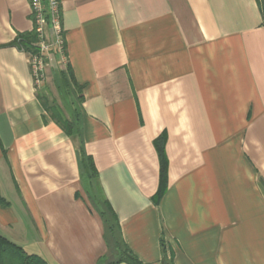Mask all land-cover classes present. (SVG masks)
Listing matches in <instances>:
<instances>
[{
    "label": "crops",
    "instance_id": "1",
    "mask_svg": "<svg viewBox=\"0 0 264 264\" xmlns=\"http://www.w3.org/2000/svg\"><path fill=\"white\" fill-rule=\"evenodd\" d=\"M61 22L37 87L15 43L35 30L30 0H0V237L98 264L106 203L144 264H264L259 1L61 0ZM46 97L78 108L74 132Z\"/></svg>",
    "mask_w": 264,
    "mask_h": 264
},
{
    "label": "trees",
    "instance_id": "2",
    "mask_svg": "<svg viewBox=\"0 0 264 264\" xmlns=\"http://www.w3.org/2000/svg\"><path fill=\"white\" fill-rule=\"evenodd\" d=\"M264 17V0H258ZM38 41L37 32L34 30L32 33L21 34L15 43L22 49L35 53L39 49L36 47ZM46 108L51 112L52 117L60 123L68 132H74L79 123L78 108H74L72 117L68 118L64 115L62 107L54 103L50 104L46 97ZM160 155L163 154L161 147H159ZM163 158V155H162ZM81 165L86 174L89 183H93L96 177V169L93 160L90 156L84 155L81 158ZM162 164L165 165V160L162 159ZM165 167L162 166V178L160 188L156 194V201L158 202L163 192L166 189ZM106 207L102 209L101 214L105 224V238L108 245V252L99 259L98 264H144L134 252L129 248L124 241L119 221L110 205L104 203ZM0 252L8 258L11 264H48L47 261L37 254H29L23 248L14 245L3 237H0Z\"/></svg>",
    "mask_w": 264,
    "mask_h": 264
},
{
    "label": "built area",
    "instance_id": "3",
    "mask_svg": "<svg viewBox=\"0 0 264 264\" xmlns=\"http://www.w3.org/2000/svg\"><path fill=\"white\" fill-rule=\"evenodd\" d=\"M32 16L35 22V31L38 41L36 47L38 52L32 54L30 58L31 70L35 78L36 86L43 84L46 65V52L49 49V42L46 40L45 27L51 23L54 31L56 43L63 48L64 37L61 22V0H30Z\"/></svg>",
    "mask_w": 264,
    "mask_h": 264
},
{
    "label": "rangeland",
    "instance_id": "4",
    "mask_svg": "<svg viewBox=\"0 0 264 264\" xmlns=\"http://www.w3.org/2000/svg\"><path fill=\"white\" fill-rule=\"evenodd\" d=\"M49 100H50V98H49ZM50 104H53L54 105V103L53 102H51V100H50ZM61 105V106H60ZM60 105H58V106H60V107H62V109H63V112H64V115L66 116V117H72V110H71V105L70 104H68V103H63V102H61L60 103ZM74 109V108H73ZM51 113V112H50ZM84 186V191H85V194L87 195V193H88V191H89V187L87 186V185H83ZM96 194H97V191H96Z\"/></svg>",
    "mask_w": 264,
    "mask_h": 264
}]
</instances>
